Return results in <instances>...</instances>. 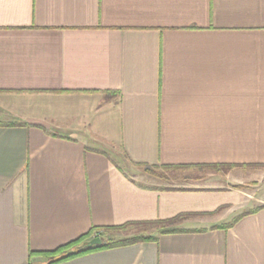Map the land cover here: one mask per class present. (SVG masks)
Returning <instances> with one entry per match:
<instances>
[{
	"label": "crops",
	"instance_id": "0c3cea01",
	"mask_svg": "<svg viewBox=\"0 0 264 264\" xmlns=\"http://www.w3.org/2000/svg\"><path fill=\"white\" fill-rule=\"evenodd\" d=\"M182 215L60 264H264V0H0V264Z\"/></svg>",
	"mask_w": 264,
	"mask_h": 264
},
{
	"label": "trees",
	"instance_id": "16d2710c",
	"mask_svg": "<svg viewBox=\"0 0 264 264\" xmlns=\"http://www.w3.org/2000/svg\"><path fill=\"white\" fill-rule=\"evenodd\" d=\"M140 168H144L146 173H150L152 175H155L159 178H163L164 175L161 173L160 168L153 167V166H143L138 165ZM172 167L164 166L161 169L164 171L169 170ZM212 168H218V169H226L229 170L233 167L231 166H214ZM253 212L245 213L242 216L238 217L234 221H232L230 224L225 225V228L233 226L235 223L239 221L241 217L244 215L251 214ZM187 215H182L177 218L171 219V220H158L153 222H141V223H130L123 227L118 228H107L106 231H102L104 233H111L113 232H124L127 236L121 237V238H109L107 240H103L102 238V232H99L98 229L94 228L90 231V233L80 237L76 241H73L67 245H64L55 251L52 252H44V253H32L37 254L40 256H45L49 259L48 264H60L69 260H72L76 257L86 255L92 252L100 251V250H106V249H113V248H119L123 246H129L134 245L140 242H149V241H155L157 240L156 235H152L154 232H156L158 235L163 234H170V233H180L183 232L182 230L175 229L174 226L181 220L182 218L186 217ZM96 235V236H95ZM101 238L102 239V245L95 246V247H89V242L92 241L95 238ZM74 252L73 255H69L70 252Z\"/></svg>",
	"mask_w": 264,
	"mask_h": 264
},
{
	"label": "water",
	"instance_id": "95a60500",
	"mask_svg": "<svg viewBox=\"0 0 264 264\" xmlns=\"http://www.w3.org/2000/svg\"><path fill=\"white\" fill-rule=\"evenodd\" d=\"M102 245V239L101 238H95L92 241L89 242V247H95ZM74 252H70L69 255H73Z\"/></svg>",
	"mask_w": 264,
	"mask_h": 264
},
{
	"label": "rangeland",
	"instance_id": "374dc122",
	"mask_svg": "<svg viewBox=\"0 0 264 264\" xmlns=\"http://www.w3.org/2000/svg\"><path fill=\"white\" fill-rule=\"evenodd\" d=\"M131 173V172H130ZM138 174V173H137ZM138 179H139V177H138Z\"/></svg>",
	"mask_w": 264,
	"mask_h": 264
}]
</instances>
